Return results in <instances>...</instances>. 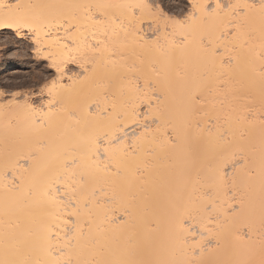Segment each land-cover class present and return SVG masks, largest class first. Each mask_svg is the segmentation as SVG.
Instances as JSON below:
<instances>
[{"label": "bare ground", "instance_id": "1", "mask_svg": "<svg viewBox=\"0 0 264 264\" xmlns=\"http://www.w3.org/2000/svg\"><path fill=\"white\" fill-rule=\"evenodd\" d=\"M210 1L190 0L192 7ZM245 1L233 4H252ZM10 3L0 0L6 6L0 7V18L25 16L38 30L39 44L30 30L35 50L47 52L59 103L48 101L38 109L29 101L0 102V260L258 262L264 240L259 5L210 19L215 54L209 55L195 40L183 46L191 29H174L179 20L166 15L160 35L144 36L141 21L156 15L148 0ZM144 4L148 7H135ZM92 9L108 19V31ZM117 15L120 22L111 23ZM236 25H242L239 32ZM233 26L234 34L226 35ZM101 34L104 41L98 42ZM113 47L129 59L136 58L129 50L141 53L146 62L136 58L137 68L133 64L130 70L109 59ZM77 56L92 66L65 83L66 72H58L53 62L64 61V68ZM132 75L151 82L156 93L150 83L135 85ZM143 98L151 114L147 109L141 118ZM148 117L155 118L154 128L143 123ZM135 126L140 130L131 132ZM209 203L215 206L205 211Z\"/></svg>", "mask_w": 264, "mask_h": 264}, {"label": "rangeland", "instance_id": "2", "mask_svg": "<svg viewBox=\"0 0 264 264\" xmlns=\"http://www.w3.org/2000/svg\"><path fill=\"white\" fill-rule=\"evenodd\" d=\"M8 1H9V3L11 2L10 4H14L17 0L14 2H13V0L12 1L8 0ZM148 1H149L150 8H152L151 9L152 12L154 13V15L155 14L156 15L154 16L155 18L152 21H143V22L141 21V23H142L141 31H142V34L150 40L153 39L158 34L160 35L162 33V31H161L162 30V23L164 22L163 20H164L165 15L169 16L170 18H176L177 20H179L181 22L182 21L185 22L193 10L192 3L190 2V0H148ZM233 1H235V0H221L222 4H231V3L233 4ZM245 2L256 4V6H257V4L259 5L260 0H246ZM210 3H211V1H210ZM158 8L162 11L161 13L158 11ZM93 10L94 9L91 10L92 13L95 12L94 16H96L97 19H99L97 21L100 24H104V25L106 24L105 30L108 31L107 30L108 29L107 26H109V24H108L109 22L107 21L108 19L104 20L103 19L104 16H101L100 12H98V11L96 12V10H94V11ZM132 10H133V13L137 17H139L138 16L139 10L135 7H134V9L132 8ZM241 11H242V9L237 8V10L234 13H235V15H237V13H240ZM160 19H162V20H160ZM104 21H106V22H104ZM114 21H116L115 23H118V21L120 22V16H118V15L115 16L110 22L113 23ZM160 22H162V23H160ZM67 29L68 30L72 29L75 31V28H72V27H68ZM168 31H169V29L167 30V33H168ZM92 33H95L94 36L96 37V35H98L99 32H97V30L95 29ZM226 33H225L226 35L232 36L234 34V26L230 27L228 29V32H226ZM105 34H106V32H105ZM101 35L98 37L101 38ZM102 36H103L102 37L103 40L102 39L99 40V38L97 37L98 42L104 41L105 37H104V35H102ZM33 38H34V36H33L32 32H30V30L25 29V28L20 29V30H15V31L3 30L2 35H0V102H1V104L4 103V105H5V103L11 104L14 102L18 104V103H23L24 101H29L30 104H33V106L37 107L38 109H40V108L42 109V108H44V105L49 101L50 96L48 93V87H49L50 83L56 79V73L51 66L50 60L49 59L47 60L48 57L43 55V54H46L47 52L45 50H43V53H42V50H40L41 52L38 54L37 48L35 50V43H34ZM90 39L94 40L93 42H95L94 38L90 37ZM97 40H96V42H97ZM9 49H11V51H9ZM113 49H116V50H113ZM113 49L110 48L109 52L112 51V54L115 56H118V57H114L113 55L111 56L108 53L110 55L109 56L110 58L109 57L108 58L113 62H125L126 64H128V66L127 65L126 66L129 67L128 69H130V70H132L131 68H133V64L135 66L134 68L135 69L137 68L136 66H138V64H136L137 63L136 58L140 61L141 58L143 57L141 55V53H136L135 51L130 52V50H129L128 53H132V56L136 54L135 55L136 58L129 59V56H127V54H125V55L128 58L124 54L123 55L120 54L121 53L120 48H119L120 51L117 50L118 47H115V48L113 47ZM133 53H135V54H133ZM220 53L221 52H219L218 54H220ZM137 55H138V57H137ZM119 56H120V59H119ZM122 56L123 57L125 56L126 59L121 60L123 58ZM146 57H143L144 60ZM229 58L230 57L227 56V57H225V60H229ZM73 59H75V60H73ZM69 60L70 61H68L64 67V72H66V74L63 78V81L65 83H68L67 82V81H69L68 79H70L72 76L83 77L82 75H85L86 74L85 72H87L89 70V68H91V66H92V62L86 61V58H83V56L82 57L81 56L80 57L79 56L72 57ZM127 61H128V63H127ZM142 61H143V59H142ZM130 62H132L131 63L132 65L129 64ZM145 62H146V60H145ZM147 62L149 63V62H151V60L147 59ZM151 66L153 67L154 64H152ZM83 73H85V74H83ZM132 76L134 77V78L133 77L132 78L134 80L133 82L136 83L135 85H138V86L141 85L140 88L144 87L142 85H145L146 82L145 81L143 82L142 78L140 79V77H137L136 75H135L136 77L134 75H132ZM123 78H125V77H123ZM66 79H67V81H66ZM125 79H124V82H125ZM136 80H137V82H136ZM130 82H132V81H130ZM147 83H150L149 88L152 90V92L156 93L151 82L148 81ZM151 90H150V92H151ZM143 101H141V106H140V114L142 116L141 118L146 117V115L148 116V113H147L148 110L147 109H149V107H148L149 105H148V103H146L147 101H145V99ZM12 105H15V104H12ZM249 112L254 113L253 110L248 111V113ZM252 113H249V116H250V114L252 116ZM154 119L155 118H152V120H151V117H148V118L143 119L142 121H143V123L145 122L144 123L145 125H148L149 127L154 128V125L156 126V124H157V123H155L156 120H154ZM150 123H152V124H150ZM148 126H146V127H148ZM138 127H141V126H135L133 128H130L131 132L140 130V128L138 129ZM244 233L247 234L248 232L245 231Z\"/></svg>", "mask_w": 264, "mask_h": 264}, {"label": "snow or ice", "instance_id": "3", "mask_svg": "<svg viewBox=\"0 0 264 264\" xmlns=\"http://www.w3.org/2000/svg\"><path fill=\"white\" fill-rule=\"evenodd\" d=\"M0 7H6L5 5H0ZM22 6L17 4L16 8L19 10ZM137 8H145L148 7V5H136ZM255 4H222L220 0H214L213 3H203V4H193V8L196 10V12L189 15L186 22L181 21H173V27L175 28H190L191 30L187 33V35L184 37L182 41L183 46H187L190 44L193 40L196 41V43L199 45V47L207 52L209 55H214L215 52L212 50V29L211 26L208 24V21L212 18L220 19L223 15H225L228 11L234 10V9H249V8H255ZM259 11H260V17H261V23L262 26H264V0H260L259 3ZM245 15L247 13L245 12ZM237 31L239 32V29L242 27V25H236L235 26ZM24 29L27 28L29 30H32L34 33V36L36 38L37 44L41 43L39 39V32L36 30L30 19L25 16H15V17H9L5 16L3 18H0V29ZM2 35V33H0ZM11 51V49H9ZM37 53H40V49L37 48ZM51 58V57H50ZM64 61H61L60 63H57L55 60L53 62V67L56 68V70L60 73L64 72V68L62 67ZM262 74H264V66H262ZM57 90V82L52 81L48 87V93L49 96L52 97V99L49 100V105L54 106L55 104L59 103L55 99L54 93ZM149 114H151V104L149 103ZM136 112L133 110L131 113V118L135 119ZM117 119L120 118V115L117 114ZM242 163V162H241ZM233 168H235V165H233ZM227 173H225V176ZM261 186H262V192H264V146H262V154H261ZM215 205L209 203L205 206V211H212ZM197 212L200 211V209H196ZM51 236V233H50ZM0 264H19V262L12 261V260H0ZM66 264H71V262H66ZM93 264H134L132 261H101V262H93ZM243 264H264V240L261 241L260 244V259L259 261L255 260H249L243 262Z\"/></svg>", "mask_w": 264, "mask_h": 264}]
</instances>
